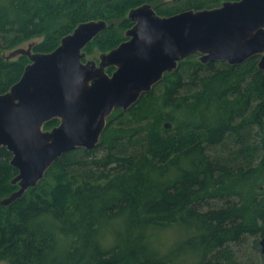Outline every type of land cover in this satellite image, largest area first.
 <instances>
[{"label":"trees","instance_id":"16d2710c","mask_svg":"<svg viewBox=\"0 0 264 264\" xmlns=\"http://www.w3.org/2000/svg\"><path fill=\"white\" fill-rule=\"evenodd\" d=\"M229 1L240 0H0V96L31 64L27 55L7 60L6 50L41 40L32 53H51L79 25L105 21L84 49L85 61L99 62L128 40L138 7L173 16ZM260 59L231 66L191 56L115 110L94 149L64 154L36 188L0 206V263L228 264L225 248L264 238ZM12 159L0 149V200L20 189ZM212 201L221 204L206 209ZM169 233L174 241H163Z\"/></svg>","mask_w":264,"mask_h":264},{"label":"water","instance_id":"95a60500","mask_svg":"<svg viewBox=\"0 0 264 264\" xmlns=\"http://www.w3.org/2000/svg\"><path fill=\"white\" fill-rule=\"evenodd\" d=\"M129 19L135 25L128 40L99 62L85 61L84 49L106 30L105 21L79 25L51 53L33 54V45L29 52H19L31 64L0 96V149L13 154L11 165L19 174L12 184L20 189L0 200V206L36 188L64 154L94 149L115 110H129L189 57L200 55L203 64L241 66L261 56L264 71V0L229 1L173 16H160L144 5L132 10ZM108 68L115 71L109 74ZM54 120L60 124L44 131ZM262 246L264 255V240Z\"/></svg>","mask_w":264,"mask_h":264},{"label":"rangeland","instance_id":"374dc122","mask_svg":"<svg viewBox=\"0 0 264 264\" xmlns=\"http://www.w3.org/2000/svg\"><path fill=\"white\" fill-rule=\"evenodd\" d=\"M171 4L172 5H170V7L176 6V5L179 6V3H176V2L171 3ZM40 41L41 40H34L32 42H26L13 50L4 51L3 55L7 58L11 57L10 60H16V58H18L21 55L19 54V52H22V51L29 52L31 46ZM99 156H102V154H99ZM85 159L92 160L90 158H85ZM218 204H219L218 202L212 201L209 203V205L206 206V209H210L212 207L218 206ZM164 236L165 238L162 236L161 239H163V241L167 240L168 242H173L174 239L176 238V235L172 233L165 234ZM263 240L264 238H260V237L259 238L248 237L245 240V242L240 243V244H232L228 246L227 248H225L222 252L224 254L229 255L230 259H229V262H227L228 264H232V263L233 264H264V255L262 253V248H263L262 241ZM163 241H161V243L166 244L165 248L168 246L170 247L171 246L170 244H172V243L167 244ZM0 264H7V263L3 262Z\"/></svg>","mask_w":264,"mask_h":264},{"label":"bare ground","instance_id":"6f19581e","mask_svg":"<svg viewBox=\"0 0 264 264\" xmlns=\"http://www.w3.org/2000/svg\"><path fill=\"white\" fill-rule=\"evenodd\" d=\"M197 124H198V121H197ZM204 125V124H203ZM172 130V129H171ZM228 149V148H227ZM229 150V149H228ZM185 238V237H184ZM178 245V244H177ZM223 257V256H222ZM226 263V262H225ZM233 264V263H232Z\"/></svg>","mask_w":264,"mask_h":264}]
</instances>
